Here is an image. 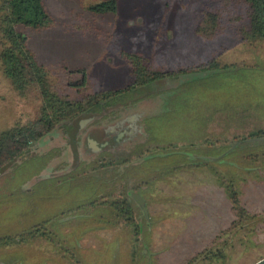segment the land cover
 <instances>
[{
	"label": "rangeland",
	"instance_id": "374dc122",
	"mask_svg": "<svg viewBox=\"0 0 264 264\" xmlns=\"http://www.w3.org/2000/svg\"><path fill=\"white\" fill-rule=\"evenodd\" d=\"M101 1L104 0H43L60 27H70L73 31L66 32L57 27L32 34L28 40L30 52L43 63L65 62L70 70L85 69L86 84L93 91L122 89L133 80L123 53L141 55L152 70L159 72L198 67L211 59L220 66H237L216 75L189 80L176 91L167 90L161 96L162 101L155 94L145 97L137 109L117 119L139 114L136 123L142 133L145 125V141L139 140L137 135L131 142L106 149L104 142L128 131L130 124L125 121L115 127L117 120L99 126L92 122L84 124L81 142L77 143L78 165L74 168H71L74 160L70 145L61 134L39 141L36 152L30 154L35 160L27 159L0 176V239L27 232L53 219L47 224V233L50 232L56 242L59 241V232L78 231L70 225H85L88 229H79L81 239L70 246L74 258L60 252L55 243L36 237L22 245H6L12 246V251L0 252L1 264H185L191 254L200 252L210 243L215 247L216 233L229 219V204L217 187L216 176L209 169L188 168L189 164L198 165L206 159L190 158V161L186 154L213 157L208 163L214 165L215 171L225 152L222 158H227L228 162L237 161L240 170L244 166L258 165L255 167L260 175L248 174V171L235 174L243 180L238 183H241L248 209L263 212L264 158L255 162L243 157L264 156V144L240 147L238 153L231 154V157L229 154L233 138L264 132V40L245 42L233 32H225L212 40L199 37L195 33L200 8L198 0H116L117 12L113 15L94 17L84 13L86 7ZM79 16L83 21L76 20ZM78 27H84L82 31L88 35L76 33ZM172 81L177 83L176 79ZM59 91L71 98L76 96L63 85ZM38 104L33 95L26 100L18 98L10 80L0 71V134L15 123L28 120ZM90 135H97V146L105 150L96 155L89 154L84 143ZM122 138L126 139V135ZM142 140V147L138 150L124 151ZM222 141L228 143L222 144ZM206 142L213 144L206 145ZM167 145H177L178 149H161L149 154L150 150ZM139 152L148 157L138 161ZM174 152L180 155H158ZM35 156L41 161L36 163ZM217 157L220 158L216 160ZM53 158L55 164L49 167L50 171L44 172ZM110 158L120 162L137 158L129 165H139L131 171L126 169L129 165L100 170L98 163ZM120 162L117 163L120 165ZM174 167L183 168L158 179L147 189L132 191L142 198H151L149 208L146 207L148 221L151 219L153 224L151 230H143L138 242L133 239L131 229L111 225L113 221L106 208L95 210L97 214H94L92 210L87 213L78 206L99 194L105 195V186L97 187L101 182L117 177L116 186H131ZM217 169L222 170L220 166ZM40 175L48 177L35 182ZM115 192L118 193L119 188ZM163 196L166 202L156 200ZM73 208H76L74 212L62 216ZM134 208L142 215L135 203ZM85 213L94 216L83 223L71 224V220H67ZM100 214L105 221H111L110 226L98 220ZM258 220L262 224L264 216ZM63 222H67V228ZM245 233L246 230L234 236L233 246L226 250L224 263L204 261L201 257L196 264H252L264 256V231L259 232L256 243L260 246L257 248L248 246V241L243 240ZM4 246L0 244V247Z\"/></svg>",
	"mask_w": 264,
	"mask_h": 264
},
{
	"label": "trees",
	"instance_id": "16d2710c",
	"mask_svg": "<svg viewBox=\"0 0 264 264\" xmlns=\"http://www.w3.org/2000/svg\"><path fill=\"white\" fill-rule=\"evenodd\" d=\"M198 1L200 2V8L197 14L198 20L195 33L199 37L212 40L225 32H233L245 42L253 39L264 40V0ZM84 10V13H88V15L105 17L117 12V2L116 0H104L93 3ZM76 20H79V22L83 21L81 16L77 17ZM57 27L66 32L73 31L70 27H60L58 21L47 11L43 0H0V71L5 78L10 80L12 89L18 98L26 100L29 95H33L39 103L35 112L28 120L24 123L17 122L13 127L0 134V169L18 157H21L20 160L12 165L10 168L11 170L16 168L18 164L27 161V159H32V155L30 156L29 153L26 154V151L31 146L36 145L40 140L51 137L54 138L57 134H61L63 140L67 143H70V141H74L76 144L81 142L82 132H78V124L83 119L93 118L92 123L97 126L110 124L122 115L137 109L139 105L144 103L142 100H144L145 97L155 94L158 95L162 101L163 99L161 96L165 95L167 90L175 89L176 91L186 83H189V80H198L208 75H216L232 68L235 69V66H237H220L215 59H211L202 66L182 69L177 72H159L152 70L141 55L123 53L121 55L130 67L129 74L133 80L122 89L93 91L86 84L85 69L70 70L65 62L57 64L43 63L30 52L28 40L32 34ZM82 30H85L84 27L82 29L78 27V31L75 32L88 35V33ZM172 79H176L177 83L173 82ZM62 85L71 89L76 95L75 98H71L68 94H62L59 91V87ZM143 128V133L138 138L139 140L143 139L145 141L147 130L145 125ZM96 136L97 135H90L89 139L96 141L98 140ZM143 140L124 151L132 152L133 150H138L142 147L141 143ZM221 143L227 144L228 142L222 141ZM84 144L89 154L96 155L101 153L104 149L100 148L99 151H94L88 147L86 141ZM205 144L212 145L213 143L206 142ZM262 144H264L263 131H256L240 137H235L231 142L230 152H232L229 154V157H231V154L238 153L237 149L240 147H254ZM174 148L178 149V146L167 145L158 149L154 148L150 150L151 152L149 154H154L153 152L161 149H164V151H172ZM225 154L226 152L223 153L221 159L218 160L217 164L219 165L216 164V171L214 170V165L208 163V160H211V158L213 159V157L207 156L203 158L195 157L190 154L185 155L189 160L190 158L206 159V161H202L198 165L189 164L190 166H188V168L194 170L198 168L209 169V171L216 176L217 187L229 204L227 210L229 219L222 228L219 227L220 231L216 233L215 247H212L210 243L208 246L202 248L200 252L191 254L185 264H196L201 257H203L202 259L204 261L224 263L226 260V250L228 247L233 246L232 241L234 236L244 230H246L247 233L244 234L243 240L248 241V246L252 248L260 246L256 243V240L259 237V232L264 231V221L260 224L258 218L262 215L264 216V214H262L264 209L261 213H256L248 209L247 203L243 200V193L240 188V184L243 180L235 174L241 175L248 171V174L260 175L261 173L256 171L258 167H255L258 165L244 166L240 170L239 166L241 165L237 161L234 162L229 160L230 162H228L226 161L227 158H222ZM158 155L168 157L169 155L179 156L180 154L174 152L171 154ZM145 156L148 157V155L141 154L138 161H140V159H146ZM37 157H41V155H37ZM37 157L35 156L36 163L41 161V159ZM261 157L264 158V156L245 155L243 159L259 162ZM218 158L220 157H217L216 160ZM224 159L226 162H223ZM136 160L137 158L131 160L123 159L120 162L116 158H110L107 159V161L102 159L101 162L98 163V166L100 165V170L105 168L108 170L118 165L119 169L121 168L120 166H127ZM117 162H120V165ZM137 164L139 165V163ZM77 165L78 162L71 165V168ZM138 165H129L126 169L131 171L133 167L135 168V166ZM219 166L222 169L221 171L217 169ZM182 168L183 167H174L169 171L158 173L154 177L146 178L145 181L131 186L130 184H123L119 187L116 186L114 182L117 180V177H114L113 180L101 182L97 186L98 188L100 186H105V195L102 196L99 194L101 196L97 195L90 200L79 203L78 206H82L83 209H86L87 213H90L89 210H92L91 213L94 214H97L95 210L98 211L102 207L106 208L109 211L110 220L113 221L111 225H122L131 229V234L134 237L133 239L138 242L143 230H151L153 222H150L151 219L147 221L143 215L136 213L130 193L132 191L140 192L142 189H147L158 179L165 178V176L173 174ZM234 175L236 177H234ZM118 188L119 192L116 193L115 190ZM143 198L149 208L151 198ZM156 200L166 202L165 197ZM75 209L76 208L67 210L62 216L74 212ZM87 213L80 216L76 215L74 217H69L67 220H71V224L74 222H86L89 218L94 216H87ZM95 216L97 217V215ZM99 217L100 219L98 218V220L103 223V225L110 224L111 221H105L106 218L101 214ZM50 222L48 223L50 224ZM48 223H43L33 227V229L27 232L13 237L1 238L0 244L22 245L31 238L42 237L51 243H55L60 252L71 254L72 258H74V253L70 246L81 239L80 231L84 229V227L86 229L88 228L85 225H82V227L74 226L76 224L70 225L69 227H76L78 231L69 232L68 230L63 233L59 232V239L56 238L59 241L56 242L52 239L50 232L47 233ZM66 223L63 224L64 228H67ZM134 246L132 248L133 256L136 255ZM142 255H144V252ZM77 263L81 264L80 262Z\"/></svg>",
	"mask_w": 264,
	"mask_h": 264
},
{
	"label": "water",
	"instance_id": "95a60500",
	"mask_svg": "<svg viewBox=\"0 0 264 264\" xmlns=\"http://www.w3.org/2000/svg\"><path fill=\"white\" fill-rule=\"evenodd\" d=\"M139 114L134 113L132 115H130L129 117H124L122 119L117 120V122L114 123V126H119L120 124H122L123 122L127 121L130 125H129V129L128 131L125 132H121L119 135H117V137H115V139H108L104 142L103 147H112V146H118L121 143H128L133 141V139L135 137H137V135H141L142 131H141V127L137 126L136 121L139 118ZM93 121V118H89V119H83L79 122L78 124V132L81 133L84 127V124L86 123H91ZM136 123V125L134 124ZM113 126V127H114ZM112 128V127H108ZM126 135V139H123L122 137ZM122 138V139H121ZM42 140H40L41 142ZM122 141V142H121ZM87 144L88 147L94 151H99L100 147L97 146V143L92 140V139H87ZM70 145V149H71V153H72V157L74 160V163H77L79 160V150L77 147L76 142L74 141H70L69 143ZM39 147V145L30 147L27 151L26 154L29 153H34L36 152V149ZM21 157H18L17 159L13 160L12 162H10L8 165H6L5 167H3L2 169H0V176H2L3 174H5L7 171L10 170V168L12 167V165H14L15 163H17L20 160ZM130 197L133 200V202L136 204V206L141 210L143 217L148 221V212H147V207H146V203L145 200L136 192H131L130 193ZM145 252H147L148 250L145 248L144 249ZM252 264H264V256H262L261 258H259L258 260H256L255 262H253Z\"/></svg>",
	"mask_w": 264,
	"mask_h": 264
},
{
	"label": "crops",
	"instance_id": "0c3cea01",
	"mask_svg": "<svg viewBox=\"0 0 264 264\" xmlns=\"http://www.w3.org/2000/svg\"><path fill=\"white\" fill-rule=\"evenodd\" d=\"M56 160L55 158L52 159L45 167L46 171L44 172H48L50 171L49 170V167L52 166V164H55L54 161ZM48 177V176H47ZM47 177L43 176V175H40L39 177H37L34 181L35 182H39V181H42L43 179H46ZM48 181V180H47ZM7 251H12V246L8 247V246H4V247H0V252H4V253H7ZM44 262V261H43ZM1 264V263H0ZM44 264V263H43Z\"/></svg>",
	"mask_w": 264,
	"mask_h": 264
},
{
	"label": "flooded vegetation",
	"instance_id": "af4514ba",
	"mask_svg": "<svg viewBox=\"0 0 264 264\" xmlns=\"http://www.w3.org/2000/svg\"><path fill=\"white\" fill-rule=\"evenodd\" d=\"M139 139V138H138Z\"/></svg>",
	"mask_w": 264,
	"mask_h": 264
}]
</instances>
